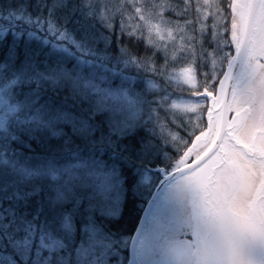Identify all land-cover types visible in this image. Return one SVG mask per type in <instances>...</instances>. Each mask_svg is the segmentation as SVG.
Wrapping results in <instances>:
<instances>
[{
    "label": "trees",
    "instance_id": "obj_1",
    "mask_svg": "<svg viewBox=\"0 0 264 264\" xmlns=\"http://www.w3.org/2000/svg\"><path fill=\"white\" fill-rule=\"evenodd\" d=\"M151 1L155 3L149 8L152 18L166 22L165 27L174 31L176 37L185 24L192 23L191 17L196 12L194 0H156L160 4ZM144 2L0 0V53L4 54L0 57V144L9 150V164L5 165V158L0 157V169L14 171L17 178L27 183L41 182L52 187L64 184L67 178L64 170L74 162L67 158L53 159L51 165L46 160L25 162L21 159L14 170L11 168V162L17 159L11 154V147H14L11 137L16 135L23 139L33 129L47 132L40 121L51 118L54 109L59 106L49 105V97L54 94H58L55 95L57 100L64 95L72 96L78 105L83 104L102 115L115 127L138 134L143 145L141 157L135 162L134 185L128 189L127 185L119 183L125 178L123 173L114 178L115 187L104 206L103 221L90 222L86 217L82 219L79 213H69L67 220L63 214L55 219L49 217L47 222L41 220L43 230L50 231L64 245L53 254L55 258L49 264H83V259L92 257H96L99 264L103 260L99 256L104 251L91 243L90 231L94 227L107 236L108 232L114 233L116 242L121 244V252H124L142 208L157 182V173L150 169L167 168L204 127L205 102L199 122L193 124L190 133H187L186 122L192 118L191 114L187 113L186 118L176 124L158 107L157 98L165 89L158 91L152 85L164 84L161 74L171 64L184 61L169 59L163 49L166 45L158 47L150 41L143 19L135 15V8ZM58 35L61 36L57 38ZM65 35L70 37V42L64 41ZM202 44L205 46L193 45L190 50L196 81L204 87L208 86V80L214 74L209 71L210 60L219 63L216 74H219L218 67L223 60L217 58L219 43L203 38ZM13 45L17 46L15 61L7 55ZM26 47L30 54L25 67L22 54ZM37 52L39 55H36ZM30 79L32 84H29ZM37 79L41 85L39 98L33 87ZM121 92L134 100L135 110L128 109L127 103L121 101ZM193 92L184 89L179 95L195 100L197 98L191 96ZM164 131L176 132L184 137L178 151L168 149L170 142ZM22 166L39 175L28 176L20 171ZM87 171L73 169L81 177H86ZM145 172L156 175L149 185L140 182L139 177ZM53 174L60 178L53 180ZM84 182L74 183L80 187ZM59 203L63 205L65 201ZM66 226L67 229L62 231L61 228ZM81 251L88 255L84 253L81 256ZM112 255L116 256L117 263L122 264V254L117 248L109 250L101 264H115V261L107 259ZM69 257L75 258L71 260Z\"/></svg>",
    "mask_w": 264,
    "mask_h": 264
},
{
    "label": "snow or ice",
    "instance_id": "obj_2",
    "mask_svg": "<svg viewBox=\"0 0 264 264\" xmlns=\"http://www.w3.org/2000/svg\"><path fill=\"white\" fill-rule=\"evenodd\" d=\"M16 47L13 45L7 53L14 61L18 56ZM29 54L26 47L22 54L25 67ZM3 55L0 53V57ZM29 84H32L31 79ZM33 87L39 98L41 85L38 79ZM55 95L58 94L49 97V105L59 106L51 118L40 121L47 132L33 129L23 139L16 135L11 137V145H14L11 154L17 157L11 162V168L14 170L21 159L25 162L46 160L49 165L53 159L67 158L74 162L64 170L67 177L64 184L57 187L41 182L27 183L17 178L14 171L0 169V264H49L55 258L53 254L64 245L50 231L45 235L42 219L47 222L49 217L55 219L63 214L67 220L69 213H79L87 221H103L104 206L115 187L114 178L123 173L125 178L119 183L127 185L128 189L135 183V162L140 159L143 147L139 135L115 127L102 115L83 104L78 105L72 96L64 95L57 100ZM65 154L70 155L66 157ZM8 156L9 150L0 144V157L5 158V165L9 164ZM73 169H87L86 177ZM20 171L30 177L39 175L23 166ZM59 178L57 174L52 176L53 180ZM81 180L85 181L84 185L77 187L74 182ZM60 201L65 203L61 205ZM114 236L108 232V236L100 241L105 249L99 259H103L109 250H115L116 239L109 242ZM46 239L48 243H45ZM107 259L111 262L117 258L112 255Z\"/></svg>",
    "mask_w": 264,
    "mask_h": 264
},
{
    "label": "flooded vegetation",
    "instance_id": "obj_3",
    "mask_svg": "<svg viewBox=\"0 0 264 264\" xmlns=\"http://www.w3.org/2000/svg\"><path fill=\"white\" fill-rule=\"evenodd\" d=\"M248 0H241L239 8H245ZM232 0H226L225 15L227 22V35L225 39L222 37L224 46L227 47L228 54L223 61L222 66L218 67L220 71L214 85L209 87L208 101L206 98L201 99L209 106L212 99L213 107L220 106L222 97V89L217 90V85L220 80L225 82L227 74L225 66L229 58L234 55L232 41L229 34L231 26L235 23L236 28V47L239 45V30L242 16L232 14L230 7ZM234 7V6H233ZM220 10V9H219ZM234 16V17H233ZM233 22V23H232ZM247 48L243 51L242 62L236 69L233 89L228 99L226 111V126L221 130L226 134L216 141L217 134L220 130V112L216 111L212 117V135L207 138L206 142L199 146L188 158L182 162L179 159L178 166L190 164L195 161L201 153L216 146L209 157L197 165L194 169L185 175H181L178 180L168 185L166 192L160 197V201L155 205L151 217H149L145 228L143 229V244L138 251V259L141 264H201L205 256V249L200 253L190 257V250L187 248L188 243L191 245L193 252L199 251V245L192 237V227L198 219L201 221V216L197 209L194 213H189V200L180 195L177 199L178 190H184L183 182L187 180L190 174L203 176L205 181L203 188H209V200L206 202L204 198L200 199L196 208H205L210 212L214 211L213 218L222 220L226 212L225 204L232 206L233 214L231 219L240 218L241 213H245V206L250 202V198L257 192L254 190L263 178L264 174V13L260 10L255 16L254 28L249 30ZM250 38V40H249ZM225 73V74H224ZM228 73V72H227ZM223 78V79H222ZM221 90V91H220ZM218 91V92H217ZM205 107V108H206ZM247 112V116L243 119L242 115ZM205 129V124L203 129ZM216 141V142H215ZM181 157V155L179 156ZM172 160L177 163L178 158ZM169 164L166 169L172 165ZM165 168V167H164ZM159 175L157 173V181ZM208 183L206 186L205 184ZM191 184L195 188H199V184L193 178ZM188 185V184H187ZM177 188V189H175ZM258 194V193H257ZM258 197L264 202V194H258ZM174 198L176 201L172 205H168L169 199ZM165 208L169 211L165 215ZM207 211H202L204 214ZM227 218V217H226ZM224 218V219H226ZM256 222L261 221V218L254 217ZM239 222V221H235ZM250 229H254L251 227ZM134 231V230H133ZM247 231V228H245ZM258 231V226H256ZM171 242L175 243V253L173 250H167ZM236 246L238 245L237 242ZM239 247V246H238ZM117 250L122 254V264H125L128 257V243L125 251H122L121 244L116 242ZM225 246H216L215 251L224 252ZM245 250L246 247H239ZM234 252L231 248L226 249V252ZM168 255L165 257V254ZM208 264H225L219 257H207ZM121 264V262L117 263ZM264 264V260L262 261Z\"/></svg>",
    "mask_w": 264,
    "mask_h": 264
},
{
    "label": "water",
    "instance_id": "obj_4",
    "mask_svg": "<svg viewBox=\"0 0 264 264\" xmlns=\"http://www.w3.org/2000/svg\"><path fill=\"white\" fill-rule=\"evenodd\" d=\"M241 0H232V5L230 7V12L232 14H239L242 16L240 21V30H239V40L240 43L236 47V28L234 26L238 23H235L231 26V31L229 34L230 41H232L233 49L235 50L234 55H232L230 60L227 61L225 66V73L227 74L226 80L222 83L220 80L217 85V90L222 89V97L220 106L218 108L213 107V101L211 99L209 106L207 105L204 113L205 120V129L199 133H197L190 141L189 145L181 152V157L178 158L177 163H173L169 169L164 167H154L150 169L153 172L158 173L159 179L156 182L155 186L152 187V192L148 197L147 201L142 208L139 218L137 219L136 226L134 231L131 234L128 243V257L125 261V264H141L138 259V251H140V247L143 244V229L145 225L151 217V212H153L155 205L160 201V197L166 192L168 185L176 182L181 175H185L194 169L197 165H200L204 162L215 149L216 146H212L207 149L193 162L187 165L178 166L179 159L183 162L184 159L191 156V154L201 145H203L207 138L212 135V117L214 112H220V130L225 128L226 126V111L228 106V99L231 93V89H233V82L235 77L236 69L240 66L242 62V54L243 51L247 48L248 42V34L249 30L254 28L255 25V16L260 10H263L264 13V0H248L245 8H239ZM234 17V16H233ZM233 23V22H232ZM250 40V38H249ZM249 43V42H248ZM228 72V73H227ZM224 73V74H225ZM223 79V78H222ZM221 91V90H220ZM218 92V91H217ZM209 92L206 88H202L198 92H193L191 96L193 98H206L208 101ZM247 116V112H244L242 118L244 119ZM226 132L221 130L217 134L216 141L220 140V137L225 135ZM215 141V142H216ZM193 178L200 185L199 188H195L194 184H191ZM204 177L199 175L190 174L187 176V180L183 182L184 190H178L176 198L182 194L189 200V213H194L195 209L198 210L199 215L201 216V221L196 220L192 227V237L198 243L199 251L193 252L191 250V245L188 243L187 248L190 250V257L194 254L200 253L203 248L205 251V256L203 258V262L201 264H208L207 257L211 255V257H219L223 263L225 264H262L264 260V202L261 198L258 197V194H264V174L262 180L259 182L258 186L254 190L257 192L250 198V202L247 206H245L246 212L241 213L240 218L231 219L232 214L234 213L232 210V206L225 204V214L222 220H216L213 218L215 215L214 211L210 212L205 208H196L197 203L200 199L204 198L206 202L209 200L210 191L208 188V183L205 185L207 187L203 188ZM188 184V185H187ZM177 189V188H175ZM176 200L174 198L169 199L168 205H172ZM169 209L165 208V215L168 213ZM202 211H207L202 214ZM216 216V215H215ZM260 217L261 221L258 223L254 217ZM227 217V218H226ZM226 218V219H224ZM239 221V222H235ZM256 226H258V231H256ZM253 227L254 229H250ZM247 228V231H245ZM237 242V246L236 243ZM176 242H171L167 248V250H175ZM221 243V247L225 246L224 252L215 251L216 246H219ZM246 247L243 251L239 249V247ZM231 248L235 250L234 252H226V249ZM173 252L175 253V251ZM169 252L165 254V257ZM215 264V262H212Z\"/></svg>",
    "mask_w": 264,
    "mask_h": 264
},
{
    "label": "rangeland",
    "instance_id": "obj_5",
    "mask_svg": "<svg viewBox=\"0 0 264 264\" xmlns=\"http://www.w3.org/2000/svg\"><path fill=\"white\" fill-rule=\"evenodd\" d=\"M157 4L160 2L156 1ZM193 3L196 4V12L193 13L191 17L192 23L185 24L183 31L180 32L179 35H175L174 31L165 27L166 22L158 21L155 18H152V13L149 11L150 6H155V3L151 0H145L144 3L141 4L140 7L135 8V15L139 18L143 19L142 21L147 26L149 30V37L150 41L154 44H157L158 47L161 45H166L163 49L166 51L169 59H178L184 62H177L174 65L171 64L169 68L164 71L161 76V80L164 84H155L152 85V88L156 90L165 89V91L157 98L158 107L164 113H166L169 118L178 124L180 119L186 118L187 113L191 114L192 118L187 119L186 125H188L187 133L193 131V124L196 125L199 122V116L201 107L205 105V103L201 99H191V98H184L183 96L179 95L180 90L188 89L190 91H197L198 89L206 88L209 90L211 85H214L217 77L219 74H216L217 62H213L210 60V67L209 71H213L214 74L209 78L208 86H199L198 82L196 81V71L194 62L191 58V50L190 48L195 45L200 48L204 47L205 45L202 44L203 38H208L213 42L220 44V54L217 56L219 60H223L226 58L228 54V50H226L224 46V42L222 37L225 39L227 32V22L224 26L223 22L226 21V17H223L225 13L226 0H194ZM220 8H218V6ZM222 6V7H221ZM220 9V10H219ZM231 11V10H230ZM190 30V31H188ZM61 35H58L59 38ZM67 43L71 41L70 37L66 36ZM219 38V42L217 39ZM221 62V65L223 63ZM220 73V72H219ZM206 76V73H205ZM198 90V91H199ZM121 101L127 103L128 109L136 108L134 100H131L126 93L121 92L119 95ZM204 104V105H203ZM164 135H167L168 142V149L170 148L173 151H178L183 144L184 137H181L176 132L172 131H164ZM166 141V140H165ZM156 175L152 172H145L141 174L140 182L143 185H149L154 179ZM67 226L61 228L62 231H65ZM45 235H47V231L43 230ZM90 236L92 240V244L97 246L102 251L105 249V245H102L100 241L104 239L107 235L97 227L91 229ZM111 239H116V236L113 238H109V242ZM117 240V239H116ZM45 243H48L47 239ZM47 251V249H45ZM86 253L85 251H81L79 254L81 256ZM87 254V253H86ZM88 255V254H87ZM73 260L75 257H69ZM85 261V263H84ZM98 259L96 257H92L89 260L83 259V264H97ZM101 262H104L101 260ZM99 262V264H101ZM117 264V261L113 262Z\"/></svg>",
    "mask_w": 264,
    "mask_h": 264
}]
</instances>
